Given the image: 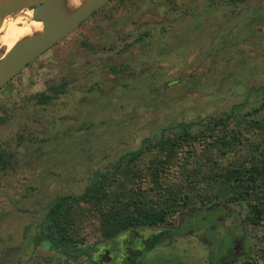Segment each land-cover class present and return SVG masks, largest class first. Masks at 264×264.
Returning a JSON list of instances; mask_svg holds the SVG:
<instances>
[{"label": "rangeland", "instance_id": "rangeland-1", "mask_svg": "<svg viewBox=\"0 0 264 264\" xmlns=\"http://www.w3.org/2000/svg\"><path fill=\"white\" fill-rule=\"evenodd\" d=\"M42 92L53 98L39 103ZM263 94L264 0H109L0 90V152L8 160L0 167V264H58V254L36 237L54 201L80 196L101 172L114 174L108 194L121 184L149 187L131 171L148 175L158 150L144 149L130 171L122 170L123 156L143 149L144 138L177 131V123L200 121L191 129L196 132L239 104L225 127L239 136L232 151L222 154L217 145L207 153L221 166L250 157L253 144L264 147V131L250 125L264 122V109L245 112L260 106ZM224 129L213 127V136H224ZM193 149L171 162L167 178L190 194L161 225L169 228L163 235L176 240L144 252L138 264H215L221 258L240 264L245 256L239 251L249 244L248 258L264 264V239L256 237L262 224L246 225L245 208L214 196L219 184L202 179L210 174L207 153L198 141ZM206 192L211 205L202 202ZM149 195L159 196L155 190ZM89 205L82 201L73 212ZM231 212L239 215L237 227ZM98 213L93 208L74 217L72 237L99 239ZM124 230L99 247L130 235Z\"/></svg>", "mask_w": 264, "mask_h": 264}, {"label": "trees", "instance_id": "trees-1", "mask_svg": "<svg viewBox=\"0 0 264 264\" xmlns=\"http://www.w3.org/2000/svg\"><path fill=\"white\" fill-rule=\"evenodd\" d=\"M228 1L237 2L239 0ZM51 89L55 91L54 87H50ZM51 98H53L51 94L42 92L37 96V101L39 103H46ZM236 108L239 109L241 106L239 104L233 105L229 112H223L217 118H211L209 122L203 124L202 130L196 132H192L191 129L195 125H200V121L199 123L180 122L174 126L175 128L177 127V131L166 135L160 133L155 141H152L149 137L144 138L142 143H146V146L143 149V144H141V148L136 152L127 151L125 153L123 158L126 156L127 165L122 170L130 171L129 164L144 153V149L146 151H155V153L158 150V154L150 160V165L147 168L148 175L140 176L141 173L139 172L141 170L131 171V178L146 179L151 184L149 187L143 182V185L136 183L135 186L121 184L118 186V190H114L108 194L106 190L112 187L111 182L114 179V174L101 172L102 179L99 180L100 174L97 175L92 186L80 196L76 198L60 197L56 199L54 202L64 198L62 202L50 208V214L46 215L45 222L41 225L42 230L37 233L36 237L51 242L56 249L65 254L69 252L70 255V253L75 252L73 249L67 246L61 248L59 245L60 243L65 244V239H68L66 241L69 244L73 243L71 239L73 238L72 227H74V224L72 225V223H75L74 217H81L83 213L93 212V208L95 212H99L100 230L102 236L105 237L110 233L138 225H161L167 220L169 215H172L181 205H185L190 200V194L183 189L184 186L167 182L168 174L173 171L171 162L175 159L180 161L179 156L182 151L191 154L194 151L193 146L196 141L200 143L203 154H206L210 147H217V145L221 147L222 154L232 151L234 141L239 136H236L234 131L231 132V130L225 127L228 125L227 123L231 117L235 115L234 111ZM262 109H264V101L260 106L253 107L245 113L251 114ZM240 115L245 116L244 113ZM250 125L261 133L264 131V122L262 121L254 120L250 122ZM213 127L225 128L226 132H224V136H213ZM259 145V143L253 144L254 153L250 157L242 161H231L225 166L218 164L207 153L205 159L210 163L208 166L210 174L203 176L202 179L219 184L218 190L214 194L216 198H222L227 202L234 203L240 207V210L245 208L244 223L246 225L257 226L262 224L261 233L258 232L256 234V237L261 241L264 239V147ZM7 162L8 160L4 152H0V167L5 168ZM121 162L122 159L118 160L117 165L120 166ZM200 170L195 168L194 171L199 173ZM188 177L189 175H187ZM151 190H155L159 194L158 198L149 195ZM202 195V202L204 203L207 200L208 202H205V204L211 205L210 194L206 192ZM82 201L88 202L90 204L89 208L83 209L75 215L73 212L74 205ZM231 213L236 215L233 225L237 227L235 223L238 221L239 215L235 212ZM163 233L164 231H161L156 236L160 237ZM251 245L249 244L248 247L240 250L239 253L245 256V259L240 264H257L255 260L248 258L250 248L254 247V245ZM215 264L233 263L228 258H221Z\"/></svg>", "mask_w": 264, "mask_h": 264}, {"label": "water", "instance_id": "water-1", "mask_svg": "<svg viewBox=\"0 0 264 264\" xmlns=\"http://www.w3.org/2000/svg\"><path fill=\"white\" fill-rule=\"evenodd\" d=\"M60 1L2 0L0 2V15L5 16L29 9L32 12V19L42 23L40 34L20 40L0 57V90L27 65L57 44L109 0H84L70 12L58 8L57 4ZM63 199L57 201L53 207Z\"/></svg>", "mask_w": 264, "mask_h": 264}, {"label": "flooded vegetation", "instance_id": "flooded-vegetation-1", "mask_svg": "<svg viewBox=\"0 0 264 264\" xmlns=\"http://www.w3.org/2000/svg\"><path fill=\"white\" fill-rule=\"evenodd\" d=\"M18 22L19 21H17V23ZM161 225H163V223ZM161 225L141 226L140 230L138 231H135L137 227H130L124 230L125 233L126 231H130V235L126 236L125 234V236L123 235L121 239L120 237H115L112 240L107 241L106 245L102 247H99V244H101L100 242L106 240L104 239L106 238L105 236H101L99 239L92 242H81L79 239L72 238V244H69L67 242L68 239H65L66 243H60L59 246L61 248L67 246L68 248L73 249L75 252L70 253V255L69 252L68 254L62 253L49 241L45 240L43 243L45 246H47L46 250H48L50 253L58 254L56 256L58 260L57 263L59 262L58 264H138L139 262H137V258L142 256L144 252L149 253L158 246H169L176 240L174 239L171 241L170 236L165 237L164 235H161L158 239H155V236L158 233L164 231L165 229H169ZM89 247L91 248L89 253L88 251H82V249ZM235 249L236 246L234 245L233 250ZM109 254H111V256ZM113 255L116 256L113 257ZM66 259L69 261L65 263L64 260L66 261Z\"/></svg>", "mask_w": 264, "mask_h": 264}, {"label": "bare ground", "instance_id": "bare-ground-1", "mask_svg": "<svg viewBox=\"0 0 264 264\" xmlns=\"http://www.w3.org/2000/svg\"><path fill=\"white\" fill-rule=\"evenodd\" d=\"M83 1L61 0L57 6L61 10L70 12L75 10ZM17 21L19 22L17 23ZM41 30V21L33 20L32 12L29 9H23L5 16L0 15V49L4 48L0 57L20 40L40 34Z\"/></svg>", "mask_w": 264, "mask_h": 264}, {"label": "crops", "instance_id": "crops-1", "mask_svg": "<svg viewBox=\"0 0 264 264\" xmlns=\"http://www.w3.org/2000/svg\"><path fill=\"white\" fill-rule=\"evenodd\" d=\"M66 263V262H65Z\"/></svg>", "mask_w": 264, "mask_h": 264}]
</instances>
